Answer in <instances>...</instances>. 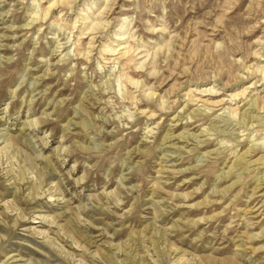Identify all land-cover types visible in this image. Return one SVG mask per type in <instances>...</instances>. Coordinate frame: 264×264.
<instances>
[{
    "label": "rangeland",
    "instance_id": "374dc122",
    "mask_svg": "<svg viewBox=\"0 0 264 264\" xmlns=\"http://www.w3.org/2000/svg\"><path fill=\"white\" fill-rule=\"evenodd\" d=\"M0 264H264V0H0Z\"/></svg>",
    "mask_w": 264,
    "mask_h": 264
}]
</instances>
